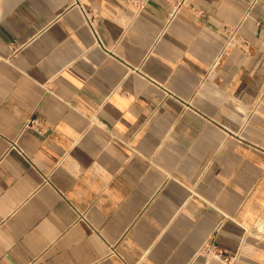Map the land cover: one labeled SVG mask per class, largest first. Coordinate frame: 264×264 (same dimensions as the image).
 I'll use <instances>...</instances> for the list:
<instances>
[{
	"label": "crops",
	"instance_id": "0c3cea01",
	"mask_svg": "<svg viewBox=\"0 0 264 264\" xmlns=\"http://www.w3.org/2000/svg\"><path fill=\"white\" fill-rule=\"evenodd\" d=\"M176 4L0 0V264H264V0Z\"/></svg>",
	"mask_w": 264,
	"mask_h": 264
},
{
	"label": "built area",
	"instance_id": "2783aa9c",
	"mask_svg": "<svg viewBox=\"0 0 264 264\" xmlns=\"http://www.w3.org/2000/svg\"><path fill=\"white\" fill-rule=\"evenodd\" d=\"M131 1H133L140 8L144 7L146 5V3L148 2V0H131ZM187 3H188V0H177V4L174 6L173 13L176 12L177 9H179L183 5H186ZM83 13H84V16L87 19V21L92 22L95 19V15L94 16L92 15V11L90 9L83 7ZM236 35H237V32H235V31L230 32V38L227 41V47L228 46H238V47L246 50L248 48V42L242 40V41L237 43ZM29 124L34 125L36 127L39 126L37 119L36 120L32 119L29 122ZM207 244H206L207 245L206 250H208V252H210V253L216 252L215 253L216 256H218L225 264H230L233 261V259L229 255H226L225 252H223L222 250L217 248L216 244H214L212 242H207Z\"/></svg>",
	"mask_w": 264,
	"mask_h": 264
}]
</instances>
